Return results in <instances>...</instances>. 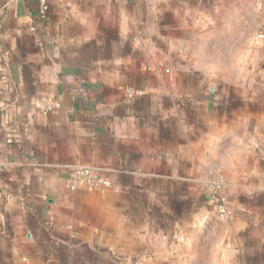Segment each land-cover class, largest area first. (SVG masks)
Here are the masks:
<instances>
[{"label": "crops", "instance_id": "1", "mask_svg": "<svg viewBox=\"0 0 264 264\" xmlns=\"http://www.w3.org/2000/svg\"><path fill=\"white\" fill-rule=\"evenodd\" d=\"M45 1L0 0V264H264V0Z\"/></svg>", "mask_w": 264, "mask_h": 264}, {"label": "built area", "instance_id": "2", "mask_svg": "<svg viewBox=\"0 0 264 264\" xmlns=\"http://www.w3.org/2000/svg\"><path fill=\"white\" fill-rule=\"evenodd\" d=\"M39 2V15L41 18H45L48 13V6L45 0H38ZM128 94L131 93L130 90L127 91ZM79 184H84L92 189H104L109 186L108 180L103 177L98 170L85 165L76 166L72 169L69 178V188H74ZM206 188L210 193V200L213 204L219 219H227L232 213L228 209L224 198L223 191L225 188V181L222 176H217L207 182Z\"/></svg>", "mask_w": 264, "mask_h": 264}]
</instances>
